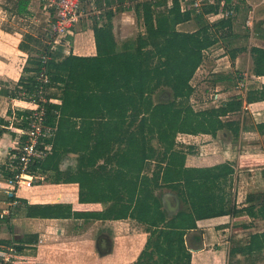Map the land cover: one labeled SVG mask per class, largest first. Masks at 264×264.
I'll list each match as a JSON object with an SVG mask.
<instances>
[{"label": "trees", "instance_id": "16d2710c", "mask_svg": "<svg viewBox=\"0 0 264 264\" xmlns=\"http://www.w3.org/2000/svg\"><path fill=\"white\" fill-rule=\"evenodd\" d=\"M226 1L224 15L216 20L209 17L220 11V0H205L198 12L189 2L183 9L181 0H171L168 7L166 0L138 1L132 7L142 19L143 31L121 42L113 32V12L106 9L105 21L91 26L94 55L69 52L57 58L61 50L53 52L45 43L38 56L31 53L27 58L15 86L1 89L12 98L27 99L40 85L45 87L46 122L56 130L52 152L36 160L33 168L51 170L54 180L78 182L80 203L110 202L102 217H131L144 223L150 236L133 264H190L185 233L197 227L198 219L222 214L264 218V196L260 194H247L246 206L224 209L225 196L217 190H223L220 183L230 178L234 167L229 162L188 166L187 155L194 151L178 143L180 134L215 135L224 128L234 137L247 128L264 134V121L246 125L240 118H230L243 110L240 94L202 109L190 103L191 79L204 61L205 50L232 23L230 0ZM159 6L163 12H157ZM191 20L195 21L192 31L177 28ZM44 52L46 61L41 58ZM250 53L253 73L264 75V48L251 46ZM43 68L47 83L37 78ZM217 75V80L231 84L243 80L242 74L232 72ZM56 87L61 90L59 95L51 91ZM162 89H168V99L155 100L154 94ZM53 97L61 102L49 101ZM244 98L246 102L264 99V84L248 89ZM29 110L13 109L9 114L17 118ZM69 153L75 154V167L62 170L60 161ZM165 186L177 192L187 210L168 216L157 194ZM25 205L30 218H67L80 213L69 203ZM16 247V251L23 249L22 244ZM263 248L264 233H254L247 244L234 247L230 254L248 255ZM19 264L36 263L28 257Z\"/></svg>", "mask_w": 264, "mask_h": 264}, {"label": "crops", "instance_id": "0c3cea01", "mask_svg": "<svg viewBox=\"0 0 264 264\" xmlns=\"http://www.w3.org/2000/svg\"><path fill=\"white\" fill-rule=\"evenodd\" d=\"M166 1L168 7L171 0ZM220 1V11L211 15V20L224 15L223 7L228 2ZM91 4L102 7L92 8L93 15L85 18L84 26L78 24L74 34L67 36L66 42L51 48L53 52L61 50V55L57 58H62L69 52L76 55H94L96 46L91 26L105 21L106 9L113 12V32L119 42L135 37L132 32L138 24L137 21L140 22L137 32L143 31L142 19L132 6L126 7L123 0H97L95 3L93 0ZM228 6L233 14L232 23L230 27L222 30L219 41L209 49L216 47L222 51L216 61L224 64L225 73L232 70L248 72L250 79L255 81V86L250 89L261 88L264 75L252 73L253 59L250 47L264 48V0H230ZM16 8L19 18L25 15L33 20L36 16L34 12L41 11L47 15L49 21L52 14L42 5L41 0H38V4L36 0H11L8 4L0 0V169L5 175L10 174L6 168L9 152L20 138L19 126L16 121L10 120L12 113L9 114V111L13 112L14 109L24 112L29 105L23 100L12 98L1 89L7 90L15 86L22 75L28 52L32 53L31 43L41 38L32 33L30 27L29 30L24 26L17 28L14 22ZM187 22L178 24L177 28L192 31L195 24L187 29L179 28ZM231 53H234V56H231ZM204 62L205 58L200 66ZM51 91L57 92V95L61 92L58 87L52 88ZM52 102L59 104L61 99L53 97ZM247 103L249 109L250 105H254L256 110L250 109L253 121H245L244 124L264 121V99ZM3 119L9 122L3 123ZM178 136L183 137L187 148L192 147L191 149L196 151L187 155L186 165L208 166L229 162L234 167L235 171L230 178L227 177L220 183L223 190H217V193L225 196L222 202L224 209H229L234 204L238 208L246 206L249 193L264 196V134L247 128L241 129L238 137H234L230 129L224 128L218 130L215 135L200 133ZM179 141L178 139V143ZM199 149L201 153L197 152ZM75 163V154L69 153L62 157L60 168L74 169ZM40 172L45 175V179L36 181L31 186L20 187L12 196L5 193V177H0V249L7 251L11 245L17 249V244H14H22L19 259L29 257L36 264H133L137 260L150 236L144 223L131 217H102L101 214L106 211L110 202L80 203L78 182L54 180L51 170ZM157 194L161 197L169 217L176 215L179 210L188 209V205L170 187L158 189ZM25 202L69 203L73 205V210L80 213L78 216L67 218H30L25 215ZM243 223L246 225L242 226ZM196 224L197 227L189 228L185 233V243L191 253L190 264H239L245 256L253 258L249 264H257L258 256L264 254V248L248 255L240 251L230 254L234 247L247 244L252 234L264 233V218L222 214L198 219ZM17 231L21 232L20 238L13 237ZM245 231L249 236L245 243L241 244L240 235ZM34 234L36 238L31 240Z\"/></svg>", "mask_w": 264, "mask_h": 264}, {"label": "built area", "instance_id": "2783aa9c", "mask_svg": "<svg viewBox=\"0 0 264 264\" xmlns=\"http://www.w3.org/2000/svg\"><path fill=\"white\" fill-rule=\"evenodd\" d=\"M41 2L52 13H50L51 17L48 21L45 43L53 48L56 44L66 42L67 36L74 34L80 17L85 14L82 8V0H41ZM181 2L183 9L186 7V2H189L190 7L198 12L205 1L181 0ZM41 58L46 61L47 53H42ZM37 78L43 83L48 82L44 68L38 73ZM44 88L40 85L30 96L28 95L29 98L18 99L29 105V113L17 118L13 115L11 119L9 118L19 124L20 133L19 140L8 155L9 160L6 168L10 174L5 175L4 171L0 169V177H5V193L9 196L14 195L20 187L31 186L34 182L45 179V175L40 172L38 167L33 168L36 160H42L52 152L56 130L55 125L46 122L43 103L47 102L48 99L44 95ZM214 97L217 98L218 94L215 93ZM12 250L15 251V248L9 247L2 255L0 254V264L10 262L9 252Z\"/></svg>", "mask_w": 264, "mask_h": 264}, {"label": "rangeland", "instance_id": "374dc122", "mask_svg": "<svg viewBox=\"0 0 264 264\" xmlns=\"http://www.w3.org/2000/svg\"><path fill=\"white\" fill-rule=\"evenodd\" d=\"M4 4H8L11 2V0H3ZM40 1V0H39ZM93 0H82V8L84 13H87V15H83L80 22L77 23V25L82 24V26L85 25L86 23V17H90L91 15H93V13H91V10H93L92 8H98V7H102V5H92ZM97 0H94V3ZM124 3L126 4L125 6H134L138 1L140 0H123ZM205 1V0H204ZM16 3V1H15ZM36 3L38 4V0H36ZM18 4V3H17ZM16 6V5H15ZM94 6V7H93ZM17 10H15V14L16 17L14 18V22H16V26L17 28L19 27H25L26 29L29 30L30 27V31L32 33L37 34L38 37L41 36L39 41L36 42H32L30 45V49L32 50V55L34 56H38L42 50V48H44V40H46V33H47V29H48V20H47V15L41 13V11H37L34 12L35 17L33 18V20L29 19L27 16H21L19 18V12H18V8H16ZM158 11H164V8L159 6L157 7V12ZM24 17L26 19H24ZM212 17V16H210ZM209 17V19H210ZM211 20V19H210ZM215 20V19H214ZM142 22V21H141ZM137 25L135 30H133L132 32V36H135V34H137V30L140 28V22L137 21ZM195 24V21L191 20L190 22H187L181 26H179V28L181 29H187L189 27H191L192 25ZM77 25L75 30L77 29ZM74 30V31H75ZM25 31V30H24ZM137 32V33H136ZM74 33V32H73ZM43 39V40H42ZM41 41V42H40ZM217 46V45H216ZM215 51V52H214ZM220 50H218V48L213 47L212 49H206L205 50V62L203 63L202 66H199L198 69L196 70L193 78L191 79V83L194 86V91L193 94L190 97V103L193 105V107L195 109H202L211 105H215L220 103L223 100L228 99L230 96L233 95H237L240 94L242 95V99H243V110L240 111V113H233L230 115V118H242L243 122L246 121V123H250L251 121H253V117L251 115L250 109L252 108V110H256L254 109V105H250V109L248 108L249 104L246 102L244 96L246 94V91L248 89H250L251 87L255 86V81L254 79H250V76L248 72H238V70H232L231 72L236 74V76H239V74L243 75V80L238 82L237 84H231L230 82H222L221 80H217V74L218 73H222L224 74L225 72L223 71V65L222 63H218V61H216V59L220 56ZM31 52H28L27 58L30 56ZM223 54V53H222ZM26 64V62H25ZM228 68V66L226 67ZM214 70V71H213ZM230 70V69H229ZM253 73V72H252ZM217 80V81H215ZM258 82V81H256ZM228 84V85H225ZM217 93L218 97H214V94ZM169 97V91L168 89H162L160 91H158L157 93L154 94V99L155 100H164V99H168ZM183 137L178 136V139L181 141H179V144L185 145V141H183L184 139H182ZM187 140V139H186ZM196 151H194L195 153ZM197 152L201 153V149H199ZM153 166V163H151ZM248 232V231H247ZM249 234L245 232H241L240 235V243L243 244L245 243V241L247 240ZM13 237L15 238H20L21 237V232L17 231ZM13 244V243H11ZM18 243H15L14 245H16ZM14 246L11 245V248H13ZM16 251V249H15ZM14 250L10 251V262L11 264H19L21 261L19 259V256H21L19 254L20 251H16ZM3 252H5V249H0V254L2 255ZM250 260H253L252 257L250 256H245L242 259V262H239V264H249ZM259 260V261H258ZM258 263L257 264H264V254H260V256H258L257 259ZM1 263V260H0Z\"/></svg>", "mask_w": 264, "mask_h": 264}]
</instances>
